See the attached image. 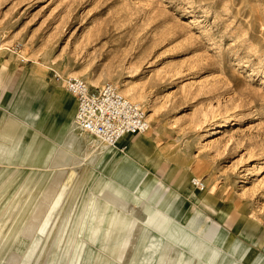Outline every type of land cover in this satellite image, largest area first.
<instances>
[{"label": "rangeland", "instance_id": "obj_1", "mask_svg": "<svg viewBox=\"0 0 264 264\" xmlns=\"http://www.w3.org/2000/svg\"><path fill=\"white\" fill-rule=\"evenodd\" d=\"M56 75L133 93L148 131L82 134ZM0 78L24 122L0 135V264H264V0H0Z\"/></svg>", "mask_w": 264, "mask_h": 264}, {"label": "built area", "instance_id": "obj_2", "mask_svg": "<svg viewBox=\"0 0 264 264\" xmlns=\"http://www.w3.org/2000/svg\"><path fill=\"white\" fill-rule=\"evenodd\" d=\"M68 95L75 101L74 122L88 136L113 147L130 135H142L150 127L143 107L123 96L112 85L92 89L79 77L56 75ZM192 185L203 190L204 185L193 179Z\"/></svg>", "mask_w": 264, "mask_h": 264}, {"label": "bare ground", "instance_id": "obj_3", "mask_svg": "<svg viewBox=\"0 0 264 264\" xmlns=\"http://www.w3.org/2000/svg\"><path fill=\"white\" fill-rule=\"evenodd\" d=\"M75 74V73H74ZM93 83V82H92ZM120 93L121 94H123V96L125 95V96H127V98H129V100H131V101H136V103H137V96L136 95H134L133 93H128L126 90H121L120 91ZM152 116V115H151ZM151 116H149L148 118H150ZM219 124H216L215 126H216V129H219V128H223V127H225V124H221V125H219ZM74 126H75V128H76V130H78V131H80L82 134H84V135H87L86 133H84V132H82L80 129H79V127L76 125V123L74 122ZM73 131H71V129L67 126V124H64V126H63V128H62V131H60L59 132V134L57 135V138H56V142L55 143H51V144H48L44 149H42V150H40V152L39 153H37L38 154V158L36 159L37 161H41V160H43L46 156H51V154H52V152H54L55 153V149H56V147H57V145H58V147H61L62 149H63V151H65V152H67V158H68V161L67 162H64V163H62L61 162V164H58L57 163V161H58V158H59V156L57 155V157L56 158H54V160H55V162L54 163H52V165H51V168H61V167H65V166H68L69 165V161H70V159L71 158H74V156H75V149H76V147H77V145L79 144V138L77 137V135L74 133H72ZM213 133V131L211 130L210 132H209V134L208 135H210V134H212ZM78 134V133H77ZM100 142V141H99ZM100 143H102V142H100ZM103 144V143H102ZM106 145V144H105ZM55 150V151H54ZM99 154V153H98ZM105 154V153H104ZM37 156V155H36ZM97 158H99V157H95L93 160H91V162L89 163V164H92L93 165V167H96V165L100 162V159H97ZM83 161V160H82ZM0 163H2L1 162V160H0ZM3 164V163H2ZM59 174V173H58ZM139 174V173H138ZM57 177H58V175L56 176V179H57ZM103 176H102V174H100L99 175V178H100V180H101V178H102ZM130 179H131V177H129ZM96 183V182H95ZM102 183H104V181H102ZM101 185V184H100ZM113 188V187H112ZM144 188V187H143ZM142 192H143V190H142ZM142 192L139 194V195H137L138 196V198H140L141 199V197L143 196V194H142ZM125 193V192H124ZM123 193V194H124ZM107 194H109V193H107ZM122 195V192L121 191H118V192H116V193H114V194H112V195H110V198L109 199H111V201H114V200H116V199H118V197H120ZM131 195V194H130ZM93 196H94V194H93ZM136 196V197H137ZM94 197H96V196H94ZM164 197V196H163ZM106 198V197H105ZM128 198V197H127ZM133 199H134V197H133ZM103 201V200H102ZM118 201V200H117ZM134 203V202H133ZM115 208V207H114ZM118 211H120V210H116V212L114 213V218H112L109 222H107V227L109 228L110 227V225L112 224V223H115V224H117V218H116V216H120L119 214L117 215V213H118ZM122 212V211H121ZM94 213V212H93ZM123 214H124V212H122ZM126 214V213H125ZM139 214V213H138ZM131 215V214H130ZM138 216V215H137ZM136 216V217H137ZM131 217V216H130ZM129 217V218H130ZM122 218V217H121ZM127 219L126 221H125V225H124V227L125 228H127V230H126V233H127V235H128V237H126L125 239H124V241H125V243H124V248H125V245L128 243V239H129V236L131 235V232H130V230L129 229H131L132 230V228L133 227H135V223H134V220H130V219ZM122 220V219H121ZM153 221V222H152ZM151 221V224H154V223H156L155 222V217H153V220ZM145 223V222H144ZM123 224V223H122ZM151 224H149V225H151ZM139 225V224H138ZM137 225V226H138ZM141 225V224H140ZM149 225L148 224H144V225H142V226H140V228H139V231H138V234L136 235V238L141 234V233H145L148 229H149ZM116 227H117V225H116ZM139 227V226H138ZM129 228V229H128ZM135 238V239H136ZM150 243H153V244H151L150 245V250L149 251H152L153 249H151L152 247L154 248L158 243H161V241L159 240V237L157 236V235H153V238H151V240H150ZM126 249V248H125ZM160 252H161V250H160ZM159 252V253H160ZM149 255H150V252L149 253H146V257L143 259V261L144 260H146L148 257H149ZM159 255V254H158ZM157 255V258H156V260H154L155 262H154V264H161L162 262H161V258H162V255H160V256H158ZM222 255L220 254V255H217V258H219L220 259V257H221ZM132 257V256H131ZM148 260V259H147ZM218 262H219V260H218ZM218 262H216V264H220V263H218ZM144 263H147V262H144ZM173 264H175V263H173ZM200 264H206V262L205 261H203V259H202V262L200 263Z\"/></svg>", "mask_w": 264, "mask_h": 264}, {"label": "crops", "instance_id": "obj_4", "mask_svg": "<svg viewBox=\"0 0 264 264\" xmlns=\"http://www.w3.org/2000/svg\"><path fill=\"white\" fill-rule=\"evenodd\" d=\"M0 82H2L1 81V78H0ZM70 96V95H69ZM71 97V96H70ZM17 99H16V97H15V93H14V91H13V89L11 90V89H7V87H4L3 89H0V135H3V137L5 138V139H9V138H7V137H9V132L11 133V134H16L15 136H17L18 135V133H22L23 132V129H22V131L20 130V125L22 124V123H24V122H17V123H15L16 122V120H15V122L12 120V121H10V123L9 122H7V120H9L8 118L9 117H6L7 115H8V111H9V108L12 106V104L16 101ZM74 100V99H73ZM75 102V101H74ZM11 118V117H10ZM15 119H17V118H15ZM14 124H16V126H17V128L19 129V130H17V133H16V131H15V133H14V129H12L11 131L10 130H8V129H5L4 127H6L7 125H14ZM65 124V123H64ZM64 126V125H63ZM23 128V127H22ZM19 131V132H18ZM10 134V135H11ZM13 137L14 136H10V139L12 138L13 139ZM1 148L2 147H0V150H1ZM194 228V227H193ZM180 234V233H179ZM179 234H173V239H177L178 238V235ZM175 236V237H174ZM151 238H153V236L151 237ZM217 238V237H216ZM216 238H214L213 240H212V242H215V240H216ZM161 240V245H160V250H162V245L165 243V240L164 239H162V238H160ZM167 242V241H166ZM169 242V241H168ZM151 244H153V243H150V240L148 241V244H147V248H149L150 247V245ZM155 248V247H154ZM151 249H153V247L151 248ZM180 249V248H179ZM215 248L211 245L208 249H206V250H214ZM149 250H150V248H149ZM183 252H184V250H182ZM228 251H229V249H228ZM180 252H178V254H179ZM221 254V253H220ZM219 254V255H220ZM221 259H223L224 260V258H223V255L220 257V259L219 258H217V261L216 262H218V260H220V262H221ZM222 260V261H223ZM204 261V260H203ZM206 262V261H205ZM216 262L214 263V264H216ZM222 263V262H221ZM175 264H178V263H175ZM206 264H213V263H209V262H206Z\"/></svg>", "mask_w": 264, "mask_h": 264}]
</instances>
